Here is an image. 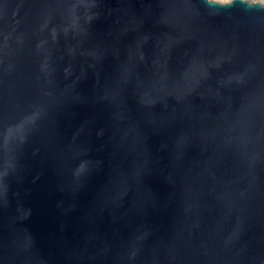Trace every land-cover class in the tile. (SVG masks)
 Segmentation results:
<instances>
[{
    "label": "water",
    "instance_id": "obj_1",
    "mask_svg": "<svg viewBox=\"0 0 264 264\" xmlns=\"http://www.w3.org/2000/svg\"><path fill=\"white\" fill-rule=\"evenodd\" d=\"M0 264H264V4L0 0Z\"/></svg>",
    "mask_w": 264,
    "mask_h": 264
},
{
    "label": "rangeland",
    "instance_id": "obj_2",
    "mask_svg": "<svg viewBox=\"0 0 264 264\" xmlns=\"http://www.w3.org/2000/svg\"><path fill=\"white\" fill-rule=\"evenodd\" d=\"M213 1H216V2H219V3H229L232 0H213ZM245 1H248V2H251V3H262V4H264V0H245Z\"/></svg>",
    "mask_w": 264,
    "mask_h": 264
}]
</instances>
